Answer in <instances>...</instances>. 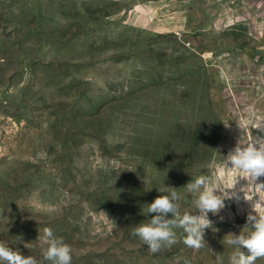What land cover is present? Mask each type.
Wrapping results in <instances>:
<instances>
[{
  "label": "rangeland",
  "instance_id": "1",
  "mask_svg": "<svg viewBox=\"0 0 264 264\" xmlns=\"http://www.w3.org/2000/svg\"><path fill=\"white\" fill-rule=\"evenodd\" d=\"M259 127L264 0H0V241L38 264L45 227L71 264H230L264 207L243 178L198 251L132 232L172 190L198 214L199 175L233 191L225 159Z\"/></svg>",
  "mask_w": 264,
  "mask_h": 264
},
{
  "label": "clouds",
  "instance_id": "2",
  "mask_svg": "<svg viewBox=\"0 0 264 264\" xmlns=\"http://www.w3.org/2000/svg\"><path fill=\"white\" fill-rule=\"evenodd\" d=\"M257 129L264 132V127ZM224 167L232 172L242 173V176L234 177L231 182L230 190L233 191L225 190L220 193L217 189L220 177L199 175L185 186L188 192L198 193L194 201L198 214L185 212L181 215L177 203L179 195L172 190L170 194L157 196L148 204L146 213L153 214L152 218L148 223L137 225L132 235L137 236L150 252L156 253L162 247H171L178 242L174 229L180 228L183 234L179 239L187 247L197 251L205 247V230L212 227L208 214L217 215L225 207L226 199H239L235 191L238 178H243L248 184L264 191V183H257L258 178L264 176V137H256L244 147L237 144L227 155ZM245 226L250 229L247 234L243 231L239 235L230 234L231 238L227 240L229 245L236 246L237 249L230 257V264H256L258 259H264V207H260L258 212L249 213ZM38 238L46 245L42 253L43 261L50 264H71V246L63 238L55 236L51 228L45 227L43 236ZM241 249H246L247 254ZM0 264H38V261L31 255H21L19 251H14L0 241Z\"/></svg>",
  "mask_w": 264,
  "mask_h": 264
}]
</instances>
